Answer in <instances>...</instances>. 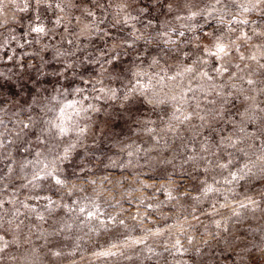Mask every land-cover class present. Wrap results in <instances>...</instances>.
<instances>
[{
    "label": "clouds",
    "instance_id": "9594fccd",
    "mask_svg": "<svg viewBox=\"0 0 264 264\" xmlns=\"http://www.w3.org/2000/svg\"><path fill=\"white\" fill-rule=\"evenodd\" d=\"M0 264H264V0H0Z\"/></svg>",
    "mask_w": 264,
    "mask_h": 264
}]
</instances>
